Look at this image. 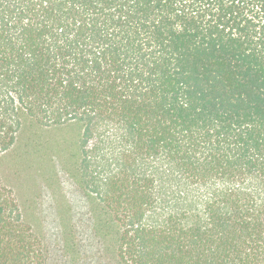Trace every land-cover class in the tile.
Listing matches in <instances>:
<instances>
[{"label":"trees","instance_id":"trees-1","mask_svg":"<svg viewBox=\"0 0 264 264\" xmlns=\"http://www.w3.org/2000/svg\"><path fill=\"white\" fill-rule=\"evenodd\" d=\"M68 127L90 264H264V0H0V155ZM35 227L0 179V264Z\"/></svg>","mask_w":264,"mask_h":264},{"label":"rangeland","instance_id":"rangeland-1","mask_svg":"<svg viewBox=\"0 0 264 264\" xmlns=\"http://www.w3.org/2000/svg\"><path fill=\"white\" fill-rule=\"evenodd\" d=\"M35 138L40 144L36 149L0 155V179L12 192L26 221L44 235L50 264H90L98 251L86 229V202L55 159L56 154L59 159L67 157L77 141V131L72 127L42 129ZM57 145L63 150H56ZM71 207L75 222L80 225V249L72 260L64 247L59 223L60 215L69 217Z\"/></svg>","mask_w":264,"mask_h":264}]
</instances>
